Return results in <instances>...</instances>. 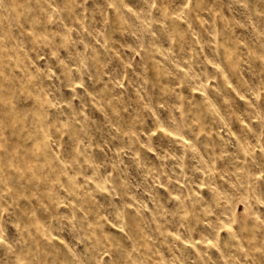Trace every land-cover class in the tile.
<instances>
[{
    "label": "rangeland",
    "instance_id": "374dc122",
    "mask_svg": "<svg viewBox=\"0 0 264 264\" xmlns=\"http://www.w3.org/2000/svg\"><path fill=\"white\" fill-rule=\"evenodd\" d=\"M0 264H264V0H0Z\"/></svg>",
    "mask_w": 264,
    "mask_h": 264
}]
</instances>
